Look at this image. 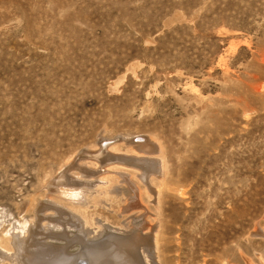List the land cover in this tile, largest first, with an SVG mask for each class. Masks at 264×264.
Masks as SVG:
<instances>
[{
  "label": "rangeland",
  "instance_id": "rangeland-1",
  "mask_svg": "<svg viewBox=\"0 0 264 264\" xmlns=\"http://www.w3.org/2000/svg\"><path fill=\"white\" fill-rule=\"evenodd\" d=\"M125 174L160 213L161 264H264V0H0V213L82 191L129 232Z\"/></svg>",
  "mask_w": 264,
  "mask_h": 264
},
{
  "label": "bare ground",
  "instance_id": "bare-ground-1",
  "mask_svg": "<svg viewBox=\"0 0 264 264\" xmlns=\"http://www.w3.org/2000/svg\"><path fill=\"white\" fill-rule=\"evenodd\" d=\"M120 142H117V144ZM107 145L108 144H106V146ZM108 147L109 146H107V148ZM135 147L137 150H139V147L137 145ZM141 147L142 150H144V151H140L141 154H143L142 152H147L146 150L147 147L145 146L144 147L141 146ZM155 147L156 146H154V148ZM152 151L154 152L155 149H153ZM135 152L136 151H134V153ZM116 155L115 156L110 155L107 152L99 153L95 155L93 162L95 164H98L100 162L101 163L112 162L113 159H115ZM147 155L148 154H146V156ZM120 156L122 157V155ZM134 158L135 161L132 162L133 164L127 161L125 162V165L127 166L130 165V167H133L132 168L133 170L135 171L137 170V172H135V177H139L143 179L147 176L146 175L147 173L149 174L151 172L153 173L152 169L154 168V165L148 162H144L143 159L146 160V158H143L142 160H140L141 158L138 157H133V159ZM153 160H155V158H153ZM119 162L120 161H118V163ZM139 169L144 171L143 175L141 173L138 174ZM79 170L80 173L82 172V177L83 175L84 177H88V174L93 173L91 172L92 171L91 169L90 172L86 170L85 174H83L82 169ZM107 172L108 171H106V173ZM123 176H126L127 178L126 183L128 182V184H130L133 192L132 195L129 197V200L127 199L128 198L127 197L126 198L127 200L119 208V212H121V214H124V219L122 220V222L124 223L120 226V229L122 231H127L128 229H130L129 232H119V233H117V231L108 232L110 229L108 228L109 230H107L106 228L107 224L105 225L103 223H99L98 221L94 220L93 216L96 214V212L90 213V211L96 208L97 204H99L98 202H100L101 199L99 197L90 198V196L88 198V196L83 195L82 191L80 192L72 191L71 197L73 195H77L79 199L75 203L76 205H73V207L70 208L71 210L70 212L58 208L59 206L56 207V206L40 205L38 208L33 210V212L31 211L34 215L32 219L22 218L16 221H11L12 219L11 220L9 219L10 221H8V218H6L8 216L0 213V264H148L146 262V259L148 257L146 258V256L147 255L149 256V254L151 253L155 254L157 264H161V260H160V256L162 254L161 246L163 245V244L161 245V241L164 240L166 241V239L164 237L165 236L164 231L160 229L161 221L160 218H158V214L160 213L157 214L156 212H153V210H149L147 207L141 206L138 199L139 187L136 188V186L130 180L128 175L125 174ZM156 176H158L157 173ZM150 177L154 178L153 176ZM60 178L61 176H59V179ZM109 179L112 180L111 178H105V177L101 178L100 180H102L103 182L99 181L100 182L99 184L100 185L103 184L105 186V184L108 182ZM156 181H158V179ZM75 184H76L75 186L78 188V186L85 185L86 183L84 184L79 183L80 185H78V183ZM142 185L144 186V183ZM138 186H140V184ZM141 187L142 186H140V188ZM116 188L117 187L111 185L108 187L100 188V190L101 191L106 190V192L107 191L109 192L112 190L114 191V189L116 190ZM119 190L120 189H118L117 191ZM117 191L113 193H116ZM145 191L148 192L147 190ZM149 191L155 193L154 188L152 189L150 188ZM152 199L153 197L151 198V200ZM46 208L54 210V212H56V215L55 214H54L55 216L40 215V213L41 214L44 213ZM134 219L137 220L135 222H132V220ZM4 221L9 222V224H6V222ZM91 227L95 229H99L98 232L93 233ZM112 231H114V229ZM263 234H264V230H263ZM152 263L155 264L154 262Z\"/></svg>",
  "mask_w": 264,
  "mask_h": 264
}]
</instances>
